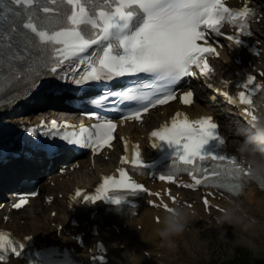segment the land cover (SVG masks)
Here are the masks:
<instances>
[{
    "label": "snow or ice",
    "instance_id": "snow-or-ice-1",
    "mask_svg": "<svg viewBox=\"0 0 264 264\" xmlns=\"http://www.w3.org/2000/svg\"><path fill=\"white\" fill-rule=\"evenodd\" d=\"M253 13L254 9L247 5L231 8L224 0H0V92L8 88L15 99L35 89L36 99L42 101L46 97L40 95L41 89H47L53 96L67 89L59 81L84 85L85 90L90 87L87 82H101L97 86L103 88V94L92 99L91 104L103 108L107 98L115 96L121 102H133L134 106L126 105L123 111L116 108L104 115L88 112L96 118V123L80 125L79 130L75 126L69 130L67 120L63 124L53 120L51 129L45 133L99 152L114 139L117 120L110 118L112 115L118 114L121 120L142 119V113L154 105L176 98L174 86L187 74L196 75L193 66L209 75L213 69L208 54L219 55L215 47L219 41L209 42L211 33L226 35L230 41L240 44L242 35H251L248 18ZM225 21L237 25L235 34L221 31ZM125 74H139L138 79L147 74L152 90L135 84L112 91V84L106 82ZM43 77L58 79L43 81ZM255 80V76L248 74L242 84L244 90L238 92L239 101L250 106L242 109L247 122L256 118L258 109H264V103H254L253 93L262 88L253 83ZM223 95L236 103L228 91ZM192 97L193 92L189 90L180 98L185 104H191ZM150 135L155 138L153 146L160 141L177 146L171 169L168 174H160L159 179L183 185L177 177L183 172L191 178L192 183L184 185L190 189L217 185L233 193L241 191L248 166L223 148L225 138L212 116L190 119L186 113L177 112L170 122L154 128ZM209 141L218 147L205 150L204 145ZM124 147L122 165L143 169L139 145L131 147V155L127 140ZM50 150L54 152L55 145ZM117 172L118 175L103 176L95 193L77 188L73 198L83 193L84 200L104 197L119 203L129 193L150 191L133 179L128 168L121 166ZM36 194L18 193L20 199L14 207L21 208L28 203L29 196ZM171 199L175 201L176 196L172 195ZM204 203H208L207 197ZM164 207L167 209L169 205L165 203ZM31 239L29 236L18 240L10 232L0 230V264L8 260V253L20 256L26 247L25 241ZM54 254V249L37 252L39 259L33 264H77L66 253L62 260L54 259Z\"/></svg>",
    "mask_w": 264,
    "mask_h": 264
},
{
    "label": "clouds",
    "instance_id": "clouds-1",
    "mask_svg": "<svg viewBox=\"0 0 264 264\" xmlns=\"http://www.w3.org/2000/svg\"><path fill=\"white\" fill-rule=\"evenodd\" d=\"M238 139L232 144L233 153L248 167L246 175L248 179L260 188H264V109L258 110L256 118L245 125L235 129ZM264 204V199L258 201V207ZM201 217L196 211L186 204L180 203L168 207L160 217L159 223L154 227L150 238L142 239L150 242L155 249H168L175 251L179 246V238L192 231L195 238L203 245L208 237H201L199 227L193 228V223ZM259 221L240 200L231 199L214 217L206 219L204 227L214 228L217 236L225 237L227 228L225 225L236 228L248 229ZM153 249H145L137 252L134 249L127 250L129 264H142L145 256Z\"/></svg>",
    "mask_w": 264,
    "mask_h": 264
},
{
    "label": "bare ground",
    "instance_id": "bare-ground-1",
    "mask_svg": "<svg viewBox=\"0 0 264 264\" xmlns=\"http://www.w3.org/2000/svg\"><path fill=\"white\" fill-rule=\"evenodd\" d=\"M256 1V5L262 9V11H264V4L262 3L261 0H255ZM229 61V59H227ZM231 63V61H229ZM232 66H223L221 64V62H217L216 63V67L217 69L220 71V74L222 75V77H226V78H230L233 74L234 71L236 69L235 66H233V64L231 63ZM198 93H199V97L200 99H204L206 96V92L204 90H200L198 89ZM213 100H218L217 97L212 96L211 97V101ZM207 106H210V103H207ZM204 112H208V110H203ZM29 112H27V114H22V116H27ZM29 118H27L26 120H28ZM131 129H134L135 131H139V135L137 137L140 138V134H145V131L142 129H138L136 127H130ZM85 163V162H83ZM74 176V181L71 182V186L72 185H84L87 183H90L92 181H94L97 177V173H91L89 171V167L88 166H84V168L80 171L77 172L76 174L73 175ZM70 189V187H68L66 184L65 186H63L62 188L58 189V188H54L51 191V194H56L57 192H63V193H67V191ZM262 199H264V196L261 194H257L253 191H249L246 194H244L241 198L240 201L243 203L244 206H246L250 213L255 216L256 218L259 219V223L264 224V204H260V206L258 207V201H261ZM56 208L59 210V215L57 216L56 219L51 221L50 218V211L48 213V215H46V208H43L42 206L39 207H33L28 209V211L25 213V215H28L25 219V225L23 227L18 226V225H14L13 227L19 231H27L30 232L34 235H36L38 238L39 237H47V236H53L56 233V229L53 228L51 226L52 222H57V223H61V224H65L66 223V216H65V202L62 201L60 203L57 204ZM62 214V215H61ZM61 215V217L59 218V216ZM59 218V220H58ZM144 222V221H142ZM258 225V224H257ZM253 226L251 228H254L256 231L257 235L262 236L263 235V229L262 226L259 225L258 227ZM244 229V228H242ZM214 231L217 233L216 229H214ZM228 232L233 233L235 236H237L239 238V240H246L243 236H241L239 233L232 231V230H227ZM134 236H130V233H127L126 235H116L115 233H105L106 237L108 239V241L110 242V245L112 246L113 250H114V254L116 255V257L119 259L120 264H129L128 261V256H127V250L128 249H134L137 252H140L142 250L143 247H147L148 245H151L150 242L145 241V239H148L151 237L152 235V230L150 228H148L146 225L144 227V231H143V236L145 237V239H137L135 237V233L134 231H132ZM242 234L244 235H248L246 233V231H242ZM184 240V244L187 248V250H189V246L191 244V240L188 238V236L185 234L183 237ZM250 246H255L253 243H250ZM121 246H125L124 248H122ZM151 249H153V251L151 252L152 257L155 259L154 264H168L169 261L166 260H161L157 258L158 253H156V250L154 247H152ZM171 252L173 256H176L178 253H180V244L178 246V248L173 252V251H169L168 249H160V254L161 255H166L167 253ZM182 254V258L183 261L178 262V264H187V261L190 260H194L196 258V255L194 254ZM193 257V258H192ZM146 257L144 258L143 262L146 261ZM197 262H199V260L197 259ZM172 264V263H170Z\"/></svg>",
    "mask_w": 264,
    "mask_h": 264
},
{
    "label": "rangeland",
    "instance_id": "rangeland-1",
    "mask_svg": "<svg viewBox=\"0 0 264 264\" xmlns=\"http://www.w3.org/2000/svg\"><path fill=\"white\" fill-rule=\"evenodd\" d=\"M228 236L231 239L230 243H227L226 245H222L219 251L217 252L209 251V253H212L211 257L209 256L210 264H229L234 257V252H236V250L238 249L241 250L244 255H246L247 253H251L252 260L264 259V249L261 248L256 251H250L246 247H244V249L236 247L239 244V242H236L234 238L231 237V235H228ZM250 247H253V246H250ZM206 254L207 253L204 251L203 252V258L205 261L204 263L209 264V258H206L207 256ZM204 263H201V264H204Z\"/></svg>",
    "mask_w": 264,
    "mask_h": 264
}]
</instances>
